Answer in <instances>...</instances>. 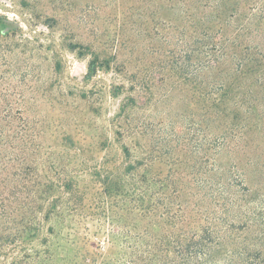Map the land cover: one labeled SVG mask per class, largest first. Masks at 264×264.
<instances>
[{"label": "trees", "instance_id": "obj_1", "mask_svg": "<svg viewBox=\"0 0 264 264\" xmlns=\"http://www.w3.org/2000/svg\"><path fill=\"white\" fill-rule=\"evenodd\" d=\"M136 1L157 72L200 107L198 143L149 148L125 103V165L110 143L68 172L44 156L29 90L0 91V264H264V0Z\"/></svg>", "mask_w": 264, "mask_h": 264}, {"label": "rangeland", "instance_id": "obj_2", "mask_svg": "<svg viewBox=\"0 0 264 264\" xmlns=\"http://www.w3.org/2000/svg\"><path fill=\"white\" fill-rule=\"evenodd\" d=\"M140 12L136 0H0V91L29 90L25 100L37 107H27L25 116L39 121L44 156L51 152V161H64L68 172L76 168L75 155L88 152L93 166L110 143L125 165L121 146L134 142L117 135L114 125L125 103L149 148H159L165 138L189 155L198 143L200 107L157 72L155 25L140 19ZM94 60L97 70L90 73Z\"/></svg>", "mask_w": 264, "mask_h": 264}]
</instances>
